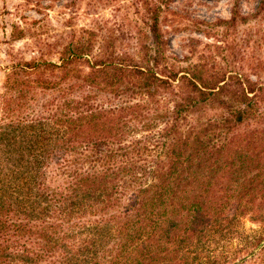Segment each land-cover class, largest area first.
Returning a JSON list of instances; mask_svg holds the SVG:
<instances>
[{
    "label": "trees",
    "instance_id": "16d2710c",
    "mask_svg": "<svg viewBox=\"0 0 264 264\" xmlns=\"http://www.w3.org/2000/svg\"><path fill=\"white\" fill-rule=\"evenodd\" d=\"M170 2L130 4V51L108 29L94 49L85 31L56 63L7 66L0 264H227L209 246L243 221L257 226L247 255L264 264L263 64L179 67L161 29ZM246 19L233 0L215 25Z\"/></svg>",
    "mask_w": 264,
    "mask_h": 264
},
{
    "label": "rangeland",
    "instance_id": "374dc122",
    "mask_svg": "<svg viewBox=\"0 0 264 264\" xmlns=\"http://www.w3.org/2000/svg\"><path fill=\"white\" fill-rule=\"evenodd\" d=\"M139 1L0 0V126L16 115L13 112L12 117L6 116L1 110L9 64L56 63L61 48L79 36L86 38L85 31L94 33V49L108 29L117 38L115 45L119 43L130 51L135 43L130 21L138 16L133 14L130 4L138 6ZM232 3L233 0H171L169 10L163 13L167 21L161 28L167 43L166 55L176 58L179 67L197 61L203 62L206 68L213 65L237 73H249L250 62H261L264 67V9L253 18L250 14L256 0H238L239 13L246 21L228 27L215 25L229 18ZM136 8L134 11L142 13L140 4ZM262 69L257 78L259 83H264ZM250 79L256 80L253 75ZM107 97L100 95L96 102L103 104L108 101ZM46 100L52 101V93L46 92L43 99L29 102L24 110L26 119H34ZM254 229L256 225L241 222L235 234L213 241L209 252L224 257L227 264H259L261 257L247 255L246 236Z\"/></svg>",
    "mask_w": 264,
    "mask_h": 264
}]
</instances>
